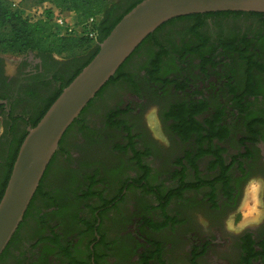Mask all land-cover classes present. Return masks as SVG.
<instances>
[{
  "label": "rangeland",
  "instance_id": "obj_1",
  "mask_svg": "<svg viewBox=\"0 0 264 264\" xmlns=\"http://www.w3.org/2000/svg\"><path fill=\"white\" fill-rule=\"evenodd\" d=\"M128 1L130 0H126L124 5ZM119 2L120 0H108L111 7L119 5ZM119 9L120 7L116 9V13H119ZM22 13L27 17L23 10ZM217 21L219 24L214 25L224 29L232 26L246 29L256 22L245 17ZM181 25L182 23L175 28ZM95 45L93 43L91 47ZM147 47L149 48L145 45L141 48L123 71L134 74L144 71L147 58L153 54ZM89 50H75L66 55L56 56V59L63 62L74 57L79 58L85 56ZM34 55L35 53L28 51L15 53L0 49V56L6 60V75L9 77L15 75L19 62L25 59L32 60ZM13 68L14 74H9ZM196 70L195 68L194 71ZM222 75L210 74L211 79H216L212 93L216 99H221L220 93L224 94L227 107L233 110L237 99L227 96L229 91L224 84L229 80L224 81ZM257 75L262 79V76ZM244 76L245 74H236L232 80V85L238 90L242 87ZM57 86L58 84L53 83L45 87L43 98L46 99L52 94ZM130 94L127 80L111 83L83 114L80 120L82 123L71 128L45 180L47 190L54 199V202L50 203L51 212L45 211L48 202L37 206V212L40 216H45L51 222V226L57 228L64 244L72 249L71 252L78 261L84 259L93 238L92 232L89 235L87 233L86 223L95 221L96 215L100 214L104 222L101 228L102 235L110 244L116 243L127 248L126 253L122 255L123 258L126 256L125 264H241L239 260L241 253L237 247L239 237L245 231L259 230L262 223L251 225L243 231L229 232L225 230L222 221L215 220L210 208L204 204L184 206L182 202H178L177 197H174L166 208L164 203L161 206L154 190L166 195L171 193L176 185L173 168L180 148L176 135L167 122L165 111L167 104L176 101L177 97L171 94L160 103L147 105L139 117L143 123L144 113L152 107H157L169 137L167 146L154 140L149 131L142 140L134 141L137 149L135 145L134 148L138 153H141V150L147 149L150 152V148L154 149L146 163L150 165V169L145 170L138 168L139 165L132 161L133 150L128 145V140L123 139L125 126L112 129L106 125L107 115H110L117 106H123L129 100ZM213 101L217 106L219 101ZM42 106V103H25L18 107L16 114H25L26 118H32L38 114ZM25 128L26 125L22 123L20 129ZM4 131V123L0 118V135ZM244 136L243 125L234 129L231 148L233 152L238 149L236 140ZM262 147L264 148V145L260 148ZM6 153L5 151L4 159ZM132 179L135 182L134 186L129 183ZM193 197L199 196L195 194ZM199 217L204 218V224L199 222ZM216 228H220L219 236H215ZM140 239H146L150 245L142 243ZM207 245V249L204 250ZM143 248L146 252L150 251V262L144 260L140 262L137 259L139 250ZM51 260L57 261L54 257ZM15 261L14 264H19L18 259Z\"/></svg>",
  "mask_w": 264,
  "mask_h": 264
},
{
  "label": "flooded vegetation",
  "instance_id": "obj_2",
  "mask_svg": "<svg viewBox=\"0 0 264 264\" xmlns=\"http://www.w3.org/2000/svg\"><path fill=\"white\" fill-rule=\"evenodd\" d=\"M125 1L120 0L119 5L123 6L118 5L117 8L120 7L119 13H123L140 0H130L124 5ZM112 19L108 20V24L113 21ZM181 23V27L175 28ZM205 23L199 28V36L194 32L197 29L196 22L186 19L173 23L169 21L168 24L163 25L153 33L151 39L141 47L147 45L149 46L147 48L153 52L147 58L145 70L136 74L122 71L115 80V82L127 80L131 94L123 106H117L110 117L107 115L106 125L112 129L119 128L110 125V119L123 122L124 125L126 124L131 128V134L136 136L134 141H140L148 133L144 121L141 123L139 119L143 109L151 103L162 102L168 95H176L177 100L168 103L165 111L167 113L174 108L179 117L176 122L177 132L172 129L173 121L167 120L176 135L180 148L173 168V174L176 175V185L171 192L175 193L170 197H168L170 193L164 195L162 203L165 204L166 208L170 201L177 197L178 202H182L184 206L194 203L204 204L210 208L215 220H220L224 224V219L228 213L234 211L247 178L264 177V148H260L264 144L254 145L250 141H244L245 137H240L236 140L238 149L234 152L231 149L233 143L231 139L233 129L230 126L231 109L225 103L224 94L220 93L221 100L220 98L216 99L212 93L216 79H211L210 74H214L213 66L216 60L213 54H205L211 48L219 47L221 43H241L246 31L242 29L240 34L228 35L229 28L216 27L219 24L218 21L206 19ZM248 39L251 40L252 45L256 37L248 35ZM197 48H201V54H195L194 50ZM226 61L229 62V60ZM42 63V60L36 55L33 56L32 60H22L18 63L15 75L9 77L6 75V60L0 56V92L10 91L17 94L20 89L28 87L30 83H33L30 80L31 76L42 72ZM45 65L49 69L55 67L51 60L46 61ZM241 65L243 66V64ZM195 68L196 71H194ZM254 77L259 78L257 74ZM58 87L60 86L58 85ZM213 100H221L218 110ZM1 104H5L7 112L10 113L8 102L0 100ZM198 110L200 111L198 112ZM80 120L81 117L76 124L82 123ZM27 122L29 123V120ZM216 126L229 128L230 134L225 141H219L213 136ZM29 128L30 125H27V130ZM137 129L138 131L135 132ZM125 131L124 128L123 139H127L128 145H130L132 140ZM3 142L6 140L4 139ZM134 145L136 148L137 145ZM211 146L219 151L223 163L220 161L216 165V156L209 153L212 150ZM6 148L4 146L0 148V180L5 171ZM131 148L134 149V146ZM150 149V152L147 149L141 150V153L133 152L132 161L137 165L140 164L138 168H142V165L145 170L150 169V165L146 164L151 158L150 153L154 152L153 148ZM60 150L61 145L56 155ZM202 151L205 154L201 155ZM49 169L47 170L49 171ZM48 171L27 210L23 222L4 251L0 264H14L17 259L19 264H77L73 263L72 260L77 261L78 264H125L127 260L124 258L126 256L123 258L122 255L126 253L127 248L116 243L110 244L107 238L102 235L101 228L104 222H102L100 214L96 215L95 221H87L86 223L87 233L89 235L92 232L93 238L84 259L79 261L71 252L72 249L64 244L57 228L51 226V222L45 216H40V213L37 212V206H42L48 202L45 211L51 212L50 203L54 202L45 184ZM129 183L134 186V179L130 180ZM192 194L199 197L195 198L191 196ZM259 227V230L245 231L239 237L237 247L241 253L240 261L243 258L245 240L249 235L256 243L255 250H260L257 245L263 237L264 223ZM214 233L215 236H219L220 228H216ZM140 241L150 245L146 239H140ZM207 247L208 245L204 247V250ZM54 250L57 251L53 252ZM142 250H139L137 259L140 262L143 260L150 262V251L146 252L144 248ZM53 257L57 260L56 262L51 260ZM255 263L264 264L261 260Z\"/></svg>",
  "mask_w": 264,
  "mask_h": 264
},
{
  "label": "trees",
  "instance_id": "obj_3",
  "mask_svg": "<svg viewBox=\"0 0 264 264\" xmlns=\"http://www.w3.org/2000/svg\"><path fill=\"white\" fill-rule=\"evenodd\" d=\"M142 1L143 0H140L134 3L123 13H116L118 5L111 7L108 4V0H50L57 10L62 12H74L76 14L77 25L84 24L90 18H98V30L100 34L99 42L91 47L93 42L86 37H80L77 35L58 36L50 22V18L55 12L53 10L51 11V8L46 13L45 19L34 20L25 17L19 4L18 6L14 5V0H0V49L15 53L27 51L33 52L36 57L40 58L43 62L41 67L42 72L31 76L30 80L33 83H30L28 87L20 89L17 94L10 91L0 92V100L7 101L10 107V113H8L5 104L0 105V118L3 119L5 127L4 133L0 135V148L3 146L7 147L6 158L4 159L5 171L0 180V201L6 190L20 147L28 135L27 125H30V128L37 126L62 91L95 58L100 50V44L110 35L122 18ZM240 17L251 18L256 21L252 26H248L245 29L246 33L243 34L241 43H221L219 47L216 46L211 48V50L205 54H213L216 60L213 66L214 74H224L222 75L224 81L225 79L229 80V82L225 81L224 84L226 90L229 91L227 96L232 99H237L236 105L233 110L231 109L230 113L231 128L234 131L235 128L243 125L245 129L244 141H250L254 145H259L261 143L264 144V14L243 12L208 13L180 17L171 20L170 22L173 23L185 19L195 21L197 29H195L194 32L199 36V28L206 24V19L217 21L219 19ZM111 18H113V21L108 24V20ZM166 24H168V22ZM240 33H242V29H239L237 26L229 27L228 35H237ZM248 35L256 37V40L252 42V45L250 42L251 40L248 39ZM152 36L153 34L147 37L142 45H140L134 54L118 70L115 76L98 93L96 98L90 102L80 117L83 116L86 110L102 94V92L111 83L117 80V77L122 73L124 66L134 57L139 49L151 39ZM84 49H90L85 56L79 58L74 57L63 62L56 59V56L66 55L75 50ZM200 49L201 48L195 49V54H201L202 52ZM48 60H51L55 64V67H51V69L47 68L45 63ZM226 60H229V62ZM240 63L243 64V66ZM63 74H69V76L65 77ZM236 74H245L244 80L241 82L242 87L240 90L232 85V80H234ZM255 74L262 76V79L255 78ZM53 83L58 84L60 87L57 86L56 90L44 99V88L51 86ZM16 96L18 97L16 98ZM30 102L36 104L42 103L43 105L35 117L26 118L25 114H16L19 106ZM219 107L220 104L218 102V105L216 106L217 110ZM172 109L173 110L166 113V118L167 120L173 121L172 129L177 132L178 128L176 122L179 117L178 114H176L175 109ZM199 111L200 110H198V112ZM27 120H29V123ZM78 120H76L73 125H75ZM22 123L26 125L24 130L20 129ZM109 124L118 127L124 125L123 122H117L114 119H110ZM73 125L63 137L60 143L61 146L64 138ZM124 126L127 133L130 135V140H132L129 146L133 147L136 136L131 134V128L129 126L126 124ZM229 134V128L216 126L213 136L219 141H225ZM4 139L6 142H3ZM211 147L212 150L209 153L216 156V165H218L220 161L222 162L221 154H219V151H217L214 146ZM132 150L134 153H137L135 148H132ZM203 154H205V152L202 151L201 155ZM137 159L139 160L138 157ZM138 165L140 166V164ZM141 167L144 169L142 165ZM212 168H215V166H212ZM173 176L176 180V175L174 174ZM154 191L159 198L161 206H163L162 200L164 195L158 190ZM157 192H159V194ZM174 193L175 192H171L169 195H173ZM245 241L241 264H256L255 262L258 260L264 262V233L261 242L257 245L260 249L259 251L255 250L254 246L256 243L251 239L250 235ZM2 257L3 254L0 257V263ZM72 261L73 263L75 262L78 264L77 261Z\"/></svg>",
  "mask_w": 264,
  "mask_h": 264
},
{
  "label": "water",
  "instance_id": "obj_4",
  "mask_svg": "<svg viewBox=\"0 0 264 264\" xmlns=\"http://www.w3.org/2000/svg\"><path fill=\"white\" fill-rule=\"evenodd\" d=\"M264 14V0H143L100 44L95 58L28 129L0 201V257L19 229L69 128L148 36L167 22L198 14Z\"/></svg>",
  "mask_w": 264,
  "mask_h": 264
},
{
  "label": "clouds",
  "instance_id": "obj_5",
  "mask_svg": "<svg viewBox=\"0 0 264 264\" xmlns=\"http://www.w3.org/2000/svg\"><path fill=\"white\" fill-rule=\"evenodd\" d=\"M9 74H14V68ZM143 119L152 138L167 146L169 137L163 127L160 110L157 107L150 108L144 113ZM198 219L204 224L203 217ZM261 223H264V177H248L234 211L229 212L224 219V227L226 231L236 232Z\"/></svg>",
  "mask_w": 264,
  "mask_h": 264
},
{
  "label": "built area",
  "instance_id": "obj_6",
  "mask_svg": "<svg viewBox=\"0 0 264 264\" xmlns=\"http://www.w3.org/2000/svg\"><path fill=\"white\" fill-rule=\"evenodd\" d=\"M14 5L18 6L15 1ZM45 18L46 14H42L41 18L38 19ZM50 22L58 36L77 35L80 37H86L90 39L93 43L99 42V20L97 17L88 19L82 25H77L74 23H70L62 13L54 12L52 17L50 18Z\"/></svg>",
  "mask_w": 264,
  "mask_h": 264
},
{
  "label": "crops",
  "instance_id": "obj_7",
  "mask_svg": "<svg viewBox=\"0 0 264 264\" xmlns=\"http://www.w3.org/2000/svg\"><path fill=\"white\" fill-rule=\"evenodd\" d=\"M19 4L25 15L29 18L38 19L42 14H46L50 8L51 11L62 13L70 23L76 24V14L71 11H60L54 7L50 0H14Z\"/></svg>",
  "mask_w": 264,
  "mask_h": 264
}]
</instances>
